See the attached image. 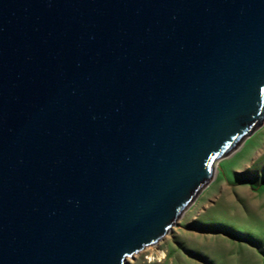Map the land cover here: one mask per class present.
Listing matches in <instances>:
<instances>
[{"label":"water","instance_id":"obj_1","mask_svg":"<svg viewBox=\"0 0 264 264\" xmlns=\"http://www.w3.org/2000/svg\"><path fill=\"white\" fill-rule=\"evenodd\" d=\"M264 120V0H0V264H126Z\"/></svg>","mask_w":264,"mask_h":264},{"label":"rangeland","instance_id":"obj_2","mask_svg":"<svg viewBox=\"0 0 264 264\" xmlns=\"http://www.w3.org/2000/svg\"><path fill=\"white\" fill-rule=\"evenodd\" d=\"M126 264H264V120L159 242Z\"/></svg>","mask_w":264,"mask_h":264},{"label":"bare ground","instance_id":"obj_3","mask_svg":"<svg viewBox=\"0 0 264 264\" xmlns=\"http://www.w3.org/2000/svg\"><path fill=\"white\" fill-rule=\"evenodd\" d=\"M214 171H215V169H214Z\"/></svg>","mask_w":264,"mask_h":264}]
</instances>
